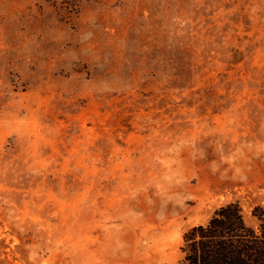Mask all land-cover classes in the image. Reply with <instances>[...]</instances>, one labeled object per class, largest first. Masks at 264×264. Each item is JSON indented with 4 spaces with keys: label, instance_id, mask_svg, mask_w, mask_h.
<instances>
[{
    "label": "rangeland",
    "instance_id": "374dc122",
    "mask_svg": "<svg viewBox=\"0 0 264 264\" xmlns=\"http://www.w3.org/2000/svg\"><path fill=\"white\" fill-rule=\"evenodd\" d=\"M264 209V0H0V264H178Z\"/></svg>",
    "mask_w": 264,
    "mask_h": 264
},
{
    "label": "trees",
    "instance_id": "16d2710c",
    "mask_svg": "<svg viewBox=\"0 0 264 264\" xmlns=\"http://www.w3.org/2000/svg\"><path fill=\"white\" fill-rule=\"evenodd\" d=\"M83 0H52L66 13L76 12ZM257 228L247 225L237 202L217 207L206 224L183 234L178 264H264V209L256 206Z\"/></svg>",
    "mask_w": 264,
    "mask_h": 264
}]
</instances>
